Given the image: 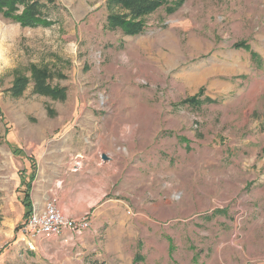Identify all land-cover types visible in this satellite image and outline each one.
<instances>
[{"label":"rangeland","instance_id":"374dc122","mask_svg":"<svg viewBox=\"0 0 264 264\" xmlns=\"http://www.w3.org/2000/svg\"><path fill=\"white\" fill-rule=\"evenodd\" d=\"M55 1L50 27L0 14V264H55L18 242L14 148L78 140L114 173L104 247L135 219L137 264H264V0H169L136 36L107 0ZM34 68L64 98L13 97Z\"/></svg>","mask_w":264,"mask_h":264},{"label":"crops","instance_id":"0c3cea01","mask_svg":"<svg viewBox=\"0 0 264 264\" xmlns=\"http://www.w3.org/2000/svg\"><path fill=\"white\" fill-rule=\"evenodd\" d=\"M68 131L65 128L59 133V140L68 142L67 138L71 136ZM80 142L78 140L75 145L59 144L60 147L56 144L53 149L18 145L20 156L12 154L20 166L15 177L21 202L27 191V188L23 190V186L28 180L33 208L43 209L46 203L56 200L58 208L67 218L78 219L87 212L92 213L90 230L75 244L65 242L70 238L67 232L60 239L46 241L47 246H43L44 241H39L36 251H24L37 258L49 254L55 264H95L97 261L100 264H128V257H132L131 264H137L135 258L140 255L123 257L120 254L122 250H127V242H132L134 226H138L135 219L130 222L124 219L118 224V229L114 230L119 231L114 234L117 237H105V247L100 240L102 226L118 219L114 213H109L113 200L107 199V195L115 189L114 173L108 172L109 167L103 160L104 155L99 152L100 148L92 142ZM33 175L34 179H31ZM24 214L25 208L21 203L18 223L25 220Z\"/></svg>","mask_w":264,"mask_h":264},{"label":"trees","instance_id":"16d2710c","mask_svg":"<svg viewBox=\"0 0 264 264\" xmlns=\"http://www.w3.org/2000/svg\"><path fill=\"white\" fill-rule=\"evenodd\" d=\"M183 1L181 0L179 6ZM168 2L169 0H107V6L111 10H116L108 17L109 25L112 28L121 29L128 35L136 36L143 32V19L167 5ZM55 8H57L55 0H0V14L5 19L13 20L24 28L50 27L53 24L50 12ZM32 81L38 95L54 99L64 98V92L61 89L54 88L48 83L46 72L37 68L33 69L31 79L25 76L18 77L9 93L13 97L22 96ZM187 102L194 106L198 105L195 98H191ZM13 153L17 155L19 151L14 148ZM31 179H34V175ZM29 190L28 187L22 201L25 208V219H28L33 211ZM3 252L4 249H1L0 256ZM135 259L140 260L141 257L137 256Z\"/></svg>","mask_w":264,"mask_h":264},{"label":"built area","instance_id":"2783aa9c","mask_svg":"<svg viewBox=\"0 0 264 264\" xmlns=\"http://www.w3.org/2000/svg\"><path fill=\"white\" fill-rule=\"evenodd\" d=\"M92 213L87 212L78 219L67 218L57 206L56 200L45 204L43 209L33 208L31 215L18 232V242L27 251H36L38 241L60 239L65 233L70 238L65 242L75 244L91 227Z\"/></svg>","mask_w":264,"mask_h":264},{"label":"water","instance_id":"95a60500","mask_svg":"<svg viewBox=\"0 0 264 264\" xmlns=\"http://www.w3.org/2000/svg\"><path fill=\"white\" fill-rule=\"evenodd\" d=\"M103 159L106 160V156H103Z\"/></svg>","mask_w":264,"mask_h":264},{"label":"bare ground","instance_id":"6f19581e","mask_svg":"<svg viewBox=\"0 0 264 264\" xmlns=\"http://www.w3.org/2000/svg\"><path fill=\"white\" fill-rule=\"evenodd\" d=\"M194 77V76H193Z\"/></svg>","mask_w":264,"mask_h":264}]
</instances>
